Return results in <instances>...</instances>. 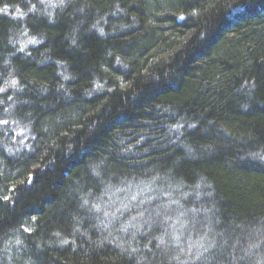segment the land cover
I'll return each instance as SVG.
<instances>
[{
  "label": "trees",
  "instance_id": "1",
  "mask_svg": "<svg viewBox=\"0 0 264 264\" xmlns=\"http://www.w3.org/2000/svg\"><path fill=\"white\" fill-rule=\"evenodd\" d=\"M58 1L0 0V264H264V0Z\"/></svg>",
  "mask_w": 264,
  "mask_h": 264
},
{
  "label": "rangeland",
  "instance_id": "2",
  "mask_svg": "<svg viewBox=\"0 0 264 264\" xmlns=\"http://www.w3.org/2000/svg\"><path fill=\"white\" fill-rule=\"evenodd\" d=\"M51 1H56V0H51ZM58 2H62V1L59 0ZM40 3L42 4V7H44L45 3L44 2H40ZM38 5H40V4H38Z\"/></svg>",
  "mask_w": 264,
  "mask_h": 264
}]
</instances>
